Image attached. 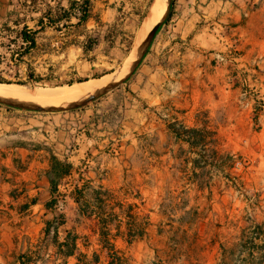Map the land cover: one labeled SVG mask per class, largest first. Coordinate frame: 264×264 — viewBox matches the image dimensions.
I'll return each mask as SVG.
<instances>
[{
  "label": "crops",
  "instance_id": "0c3cea01",
  "mask_svg": "<svg viewBox=\"0 0 264 264\" xmlns=\"http://www.w3.org/2000/svg\"><path fill=\"white\" fill-rule=\"evenodd\" d=\"M149 1L123 8L131 33ZM136 71L126 92L76 109L0 104V264L227 260L231 243L183 240L197 230L186 215L231 187L183 132L263 152L264 0H170Z\"/></svg>",
  "mask_w": 264,
  "mask_h": 264
},
{
  "label": "rangeland",
  "instance_id": "374dc122",
  "mask_svg": "<svg viewBox=\"0 0 264 264\" xmlns=\"http://www.w3.org/2000/svg\"><path fill=\"white\" fill-rule=\"evenodd\" d=\"M54 1L0 0V78L7 81L5 84L35 90L87 82L115 73L131 57L142 33L144 21L152 11L154 0L148 2L139 30L134 34L129 31L131 28L126 23L127 13L123 11L132 0ZM54 7H68L69 11L59 13L55 9L52 18L54 22L48 25V20L43 17ZM116 7L119 14L113 22L108 20L105 12L108 8ZM70 13L79 22H70ZM82 14L86 15L83 22L80 21ZM162 17L163 15L157 14L155 17L153 14L152 28ZM65 18L68 19L63 24H57L55 20L64 22ZM42 20L44 26L41 24ZM23 33H36L37 45L28 54H23L26 46L22 39ZM134 62L130 63L124 73L130 70ZM136 72L128 81L97 100L110 98L113 93L120 91L126 92V85L133 81ZM30 73H35L42 80L33 84L29 80ZM119 78L118 80L121 79ZM18 81L27 84L22 85ZM97 100L91 103L95 104ZM214 134L215 132L208 131L194 135V142L209 146L205 156L215 166L216 176L226 166V178L231 187L218 189L217 185L215 200L208 209L194 211L193 215L190 211L186 215V221L194 223L197 230L194 236L184 234L183 240L208 239L231 243V248L226 250L229 253L227 260L223 264H264V148L263 152L256 155L252 150L246 151L243 148L249 139H226ZM230 150L234 152L232 155L228 152ZM229 167L232 168L230 172Z\"/></svg>",
  "mask_w": 264,
  "mask_h": 264
},
{
  "label": "bare ground",
  "instance_id": "6f19581e",
  "mask_svg": "<svg viewBox=\"0 0 264 264\" xmlns=\"http://www.w3.org/2000/svg\"><path fill=\"white\" fill-rule=\"evenodd\" d=\"M168 4L169 0H165L164 4L158 9L157 1H155L151 12H153L155 17L157 14L164 16L168 10ZM150 13L144 21V25L141 29L142 33L140 34V37H138L135 47L131 53V57H129L125 64L115 73H112L100 79H91L87 82L74 83L72 85H64L52 88H37L35 90H30L20 85L0 83V98H3L7 101H16L29 105L61 106L74 101L76 102L80 99L82 100V98H86L89 93L107 86L106 84L109 85V83L111 84V82L113 83L118 81V78L125 72V70H127L130 63L134 62L140 54V48L142 49V44L146 35L159 23L156 22V24L152 28L154 24V18L153 14ZM130 70L127 73H124L120 78L125 77L130 72Z\"/></svg>",
  "mask_w": 264,
  "mask_h": 264
},
{
  "label": "water",
  "instance_id": "95a60500",
  "mask_svg": "<svg viewBox=\"0 0 264 264\" xmlns=\"http://www.w3.org/2000/svg\"><path fill=\"white\" fill-rule=\"evenodd\" d=\"M155 1H157V8L159 9L164 4L165 0H154L152 7H153ZM152 7H151V9H152ZM168 9H169V4H168ZM167 12H168V10H167ZM166 16H167V13L161 18L160 22L148 33V36H147L144 44L142 45L141 52L138 55V57L136 58L130 72L125 77L121 78L120 80L113 82V83H111V84H109L103 88H100V89L94 91L92 94L87 96L82 101L75 103V104L66 105V106H38V105H29V104H25V103H20V102H16V101H7L3 98H0V104L14 106V107H18V108L30 109V110L54 112V111L76 109V108L85 106V105L99 99L101 96L105 95L107 92L111 91L112 89H114V88L120 86L121 84L125 83L126 81H128L129 78L135 73V71L137 70V68L141 64L144 56L146 55V53H147V51H148V49H149V47L153 41L158 29L162 26L163 22L165 21Z\"/></svg>",
  "mask_w": 264,
  "mask_h": 264
},
{
  "label": "trees",
  "instance_id": "16d2710c",
  "mask_svg": "<svg viewBox=\"0 0 264 264\" xmlns=\"http://www.w3.org/2000/svg\"><path fill=\"white\" fill-rule=\"evenodd\" d=\"M81 12L83 13V9H81ZM69 17V16H68ZM43 18H46L48 20V25L52 24L54 22V20L52 19V15L50 13V11L48 13H46V15H44ZM86 20V15H83L80 17V21L83 22ZM43 22V21H42ZM35 34L34 35H29L27 33H23L22 34V39H23V43L26 45L23 49H24V53L23 54H28L32 49H34L37 45V40H36V37H35ZM136 72V71H135ZM131 78V77H130ZM129 78V79H130ZM29 80L30 82H32L33 84L38 82V81H41L42 78L39 77V76H36L35 73H30L29 75ZM7 82L5 79H2L0 78V83H5ZM19 84H22V85H25L27 83L25 82H21V81H18ZM72 85V84H71ZM186 134H196V131L194 129H191V130H188L185 132Z\"/></svg>",
  "mask_w": 264,
  "mask_h": 264
}]
</instances>
